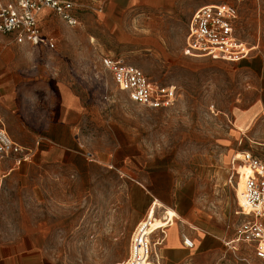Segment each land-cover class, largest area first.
I'll return each mask as SVG.
<instances>
[{
	"label": "rangeland",
	"instance_id": "obj_1",
	"mask_svg": "<svg viewBox=\"0 0 264 264\" xmlns=\"http://www.w3.org/2000/svg\"><path fill=\"white\" fill-rule=\"evenodd\" d=\"M73 1L80 25L47 19L53 47L0 36V58L10 55L12 66L4 73L33 82L19 88L20 109L10 105L7 113L23 117L35 105L53 131L62 115L74 123L72 134H54L68 149L54 145L32 161L0 163V250L14 244L42 264H122L134 214L148 217L153 208L158 242L146 264H264L246 244L232 250L224 242L245 218L236 169H246L235 156L248 151L264 160V0ZM220 1L238 7V36L257 46L247 58L187 49L193 12ZM106 55L155 83L175 84L176 103L133 102L103 67ZM18 123L31 142L44 133ZM190 209L195 220L181 219L177 210ZM187 236L194 247H184Z\"/></svg>",
	"mask_w": 264,
	"mask_h": 264
},
{
	"label": "built area",
	"instance_id": "obj_2",
	"mask_svg": "<svg viewBox=\"0 0 264 264\" xmlns=\"http://www.w3.org/2000/svg\"><path fill=\"white\" fill-rule=\"evenodd\" d=\"M45 10L59 16L68 26L76 27L81 23L73 0H0V34L12 35L19 44L53 47L55 37L45 34L40 24V15ZM238 21L239 10L234 4L220 1L198 7L189 22L187 49L232 61L249 57L257 46H250L239 38ZM101 62L112 74L116 86L133 102L150 108H169L176 103L178 88L175 84L155 83L141 68L119 57L106 55ZM40 143L39 140L36 145ZM34 156L35 148L15 141L0 117V161L11 159L19 165L32 161ZM237 159L247 168L245 174L236 169L239 179L244 177L243 203L239 205L245 218L237 225L234 238L224 242L232 250L246 244L257 258L264 260V160L248 151ZM157 232L154 220L145 215L131 234L129 253L122 264H146L152 260L158 242L153 236ZM184 243L193 245L187 237Z\"/></svg>",
	"mask_w": 264,
	"mask_h": 264
},
{
	"label": "crops",
	"instance_id": "obj_3",
	"mask_svg": "<svg viewBox=\"0 0 264 264\" xmlns=\"http://www.w3.org/2000/svg\"><path fill=\"white\" fill-rule=\"evenodd\" d=\"M52 13L50 11L45 10L40 15V24L42 26L43 32L45 33L44 27L47 23V19L49 16H51ZM46 34V33H45ZM51 35V34H49ZM0 36H6L10 38L11 42L18 45H23L26 47H29L27 44H19L14 41L13 36L10 34H0ZM53 36V35H51ZM55 37V36H53ZM56 40V37H55ZM33 47V46H32ZM43 47V46H39ZM10 55H7L5 58H0V117L2 118L3 122L6 125V128L8 130V133L11 135V137L17 141L18 143L30 147L35 148V155L40 152V156L46 155L47 152L51 151V148L56 145L60 147H64L68 149V147L65 145V141H58L56 137H54L55 132H62L64 135H70L73 132L74 129V123L72 119H69L68 117H65L62 115L60 118H58L56 121H53L56 130L53 131L51 129L52 122H50L49 119H42L40 116H36L34 114L35 105L30 106V109L33 111L32 113H26L28 110L26 107L23 106V109L26 114L23 115V117H13L7 113V108H9L10 105H15L18 109H20L19 101L16 99L17 96H19V88H21L24 84L32 83V81L26 80L24 81V78L20 77H11V74L4 73L5 71L11 70V62H10ZM20 76V75H19ZM35 101V99H34ZM33 101V102H34ZM18 121L27 123L29 126L33 127L34 129L38 130L40 129L42 132L39 136H36L33 141L32 137L29 135V133L22 130L21 126L23 123H18ZM22 124V125H21ZM14 136H21L19 137L20 140L16 139ZM56 136V134H55ZM41 141L39 146L36 145L37 141ZM31 144H28L30 143ZM25 143V144H24ZM11 160V159H10ZM6 160L0 161V163L4 162ZM18 168V167H16ZM11 168L10 171L16 169ZM136 200V198H135ZM146 209V203L142 206L141 214L144 213ZM177 212L180 215V218L182 217L188 219V220H195L193 210H186V211H180L177 210ZM140 212L137 210V212L134 214L132 220L136 222V225L138 222L142 219H139ZM135 225V226H136ZM135 228V227H134ZM167 233V232H166ZM187 238L193 243V247L195 246V242L190 239L188 236ZM205 238V237H204ZM226 240V239H225ZM199 244L201 245L203 243V240H198ZM206 244H209V242L205 241ZM211 243V241H210ZM182 244V243H181ZM184 247H188L186 244H183ZM191 247V246H189ZM189 261H185L182 263H186ZM190 263V262H189ZM0 264H42L39 256L37 254L31 255L28 254L26 250H16L14 249V244H8L5 245L2 250H0ZM192 264V263H190Z\"/></svg>",
	"mask_w": 264,
	"mask_h": 264
},
{
	"label": "bare ground",
	"instance_id": "obj_4",
	"mask_svg": "<svg viewBox=\"0 0 264 264\" xmlns=\"http://www.w3.org/2000/svg\"><path fill=\"white\" fill-rule=\"evenodd\" d=\"M256 48V47H255ZM241 157V153L238 155V154H236V156H235V158H240ZM245 168V167H244ZM246 169V173H247V168H245ZM240 199H241V203H243V198H242V196H241V194H240ZM247 210V209H246ZM148 216H150L152 219H153V208L151 209V211H150V213H149V215Z\"/></svg>",
	"mask_w": 264,
	"mask_h": 264
}]
</instances>
